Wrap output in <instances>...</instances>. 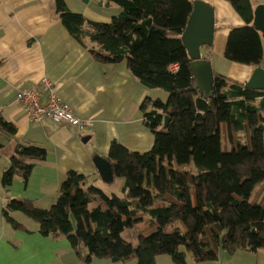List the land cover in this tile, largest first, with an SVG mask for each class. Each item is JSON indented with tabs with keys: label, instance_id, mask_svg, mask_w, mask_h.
<instances>
[{
	"label": "trees",
	"instance_id": "trees-1",
	"mask_svg": "<svg viewBox=\"0 0 264 264\" xmlns=\"http://www.w3.org/2000/svg\"><path fill=\"white\" fill-rule=\"evenodd\" d=\"M109 1L122 12L107 23L69 11L63 0L57 1V9L76 39L81 42L86 36L101 44L100 51L90 49L99 61H126L144 86L169 94L166 102L146 97L141 104L154 145L140 153L113 144L109 159L114 177L125 179L124 197L108 195L94 185L84 188L92 174L69 171L50 208L9 199L5 218L18 229L21 224L10 213L21 211L39 223L40 233L66 236L84 264L95 258L156 264L161 254L185 264L181 247L199 262L217 259L220 246L230 253L264 249V206L250 201L255 187L264 182V126L251 131L256 143L252 151L225 152L221 144L222 123L232 126L246 120L248 112L264 111L263 100L259 105L245 101L262 99L264 90L215 75L216 85L229 92H214L209 98L194 93L192 58L184 39L194 9L190 0ZM229 1L247 25L230 32L226 56L242 64H259L264 50L260 33L252 25L251 0ZM165 117H169L167 127ZM0 132L16 134L1 114ZM46 158L47 151L38 145L18 144L3 175L4 188L17 176L27 182L34 166ZM188 164L196 172L179 168ZM160 201L165 204L156 206ZM92 203L95 206L90 208ZM146 215L155 231L141 233L134 247L122 234ZM170 224L175 225L166 230Z\"/></svg>",
	"mask_w": 264,
	"mask_h": 264
},
{
	"label": "crops",
	"instance_id": "crops-1",
	"mask_svg": "<svg viewBox=\"0 0 264 264\" xmlns=\"http://www.w3.org/2000/svg\"><path fill=\"white\" fill-rule=\"evenodd\" d=\"M57 1L0 0V114L16 129L15 135L0 132V264H84L66 236L40 233L39 223L25 213H10L21 224L18 229L13 227L3 213L7 201L24 199L34 201L41 208H50L69 171L92 174L84 188L94 185L108 195L124 197L125 179L114 177L111 182L104 181L95 160L111 162L109 155L114 143L131 152L151 150L155 136L145 123L141 104L146 97L153 100L167 97L162 89L147 88L136 79L126 61L103 63L93 56L90 49L100 51L101 44L86 36L82 37V43L76 39L63 24ZM190 1L194 4L193 13L195 5L203 3L215 14L213 42L200 44L196 50L186 43L192 62L207 60L213 76L221 75L228 82L235 81L258 90L254 79L257 72L264 69V52L259 64H242L226 56L230 32L245 27V19L229 0ZM63 2L69 11L101 23L110 22L122 12L117 3L109 0ZM251 3L255 11L257 6L264 4V0H251ZM189 32L188 25L184 36ZM259 33L264 50V38ZM44 78L51 81L61 100L79 118H94L99 123L79 132L50 118L31 121L17 94ZM196 84L194 93L200 94ZM214 92L227 93L229 88L217 86L214 80L212 95ZM261 100L264 101V96L262 99H245L246 103L254 105H259ZM246 115V120H237L232 126L221 124L223 151H252L256 148L251 131L259 125L264 126V111ZM18 144L38 145L47 151V158L34 166L27 182L17 176L11 186L4 188L3 175L11 165ZM179 168L196 172L191 164ZM250 201L264 206V182L255 187ZM163 204L160 201L156 206ZM94 206L95 203L89 205L90 208ZM143 217L133 227L138 230V236L155 231L151 217ZM174 225L170 224L166 230ZM126 230L122 234L123 239L136 247L138 244H134L133 237H126ZM180 250L186 253L185 264H264V249H239L230 253L220 246L217 259L201 262L196 261L185 247ZM155 261L156 264H177L168 254L158 255ZM91 264H137V261L113 262L95 258Z\"/></svg>",
	"mask_w": 264,
	"mask_h": 264
},
{
	"label": "water",
	"instance_id": "water-1",
	"mask_svg": "<svg viewBox=\"0 0 264 264\" xmlns=\"http://www.w3.org/2000/svg\"><path fill=\"white\" fill-rule=\"evenodd\" d=\"M151 24V21H148ZM190 32L184 36L185 42L196 50L200 44H211L215 34V14L203 3L195 5V12L189 20ZM253 27L262 33L264 38V4L256 7L254 11ZM194 77L197 80L196 88L200 94L209 98L212 95V87L214 85L213 70L207 60H197L191 62ZM200 67V69H199ZM202 74V75H201ZM255 88L264 90V69H260L254 79ZM169 117H165V127L168 126ZM97 169L106 182L114 179L113 164L105 159L95 160Z\"/></svg>",
	"mask_w": 264,
	"mask_h": 264
},
{
	"label": "built area",
	"instance_id": "built-area-1",
	"mask_svg": "<svg viewBox=\"0 0 264 264\" xmlns=\"http://www.w3.org/2000/svg\"><path fill=\"white\" fill-rule=\"evenodd\" d=\"M17 99L31 121L50 118L62 125L71 126L79 132H84L99 123L94 118H79L73 109L61 100L47 78L30 88L19 91Z\"/></svg>",
	"mask_w": 264,
	"mask_h": 264
},
{
	"label": "rangeland",
	"instance_id": "rangeland-1",
	"mask_svg": "<svg viewBox=\"0 0 264 264\" xmlns=\"http://www.w3.org/2000/svg\"><path fill=\"white\" fill-rule=\"evenodd\" d=\"M163 91V93H166L167 94V97H164V99L162 100V101H164V102H166L167 100H168V96H169V94L167 93V92H165L164 90H162ZM153 97V96H152ZM154 97L155 98H159L158 96H156V95H154ZM153 97V98H154ZM138 230L137 229H135V228H130V229H128V230H126V237H129V238H131V237H133V240H134V244H138Z\"/></svg>",
	"mask_w": 264,
	"mask_h": 264
}]
</instances>
